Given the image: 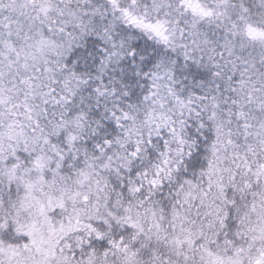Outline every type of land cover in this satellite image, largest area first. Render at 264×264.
<instances>
[{"label":"snow or ice","instance_id":"6c2138e0","mask_svg":"<svg viewBox=\"0 0 264 264\" xmlns=\"http://www.w3.org/2000/svg\"><path fill=\"white\" fill-rule=\"evenodd\" d=\"M0 264H264V0H0Z\"/></svg>","mask_w":264,"mask_h":264}]
</instances>
